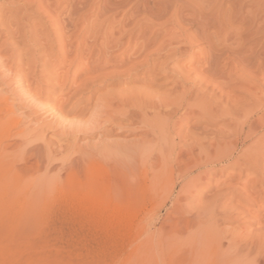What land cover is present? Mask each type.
Segmentation results:
<instances>
[{
  "label": "rangeland",
  "instance_id": "rangeland-1",
  "mask_svg": "<svg viewBox=\"0 0 264 264\" xmlns=\"http://www.w3.org/2000/svg\"><path fill=\"white\" fill-rule=\"evenodd\" d=\"M165 40L189 48L176 63L190 80L201 78L208 86L197 101L199 115L183 120L180 129L183 135L205 125L215 135L211 161L186 177L175 173L170 195L162 172L158 194L140 206L114 209L85 198L74 201L55 189L58 172L52 167L65 165L71 151L58 136L93 127L96 119L92 108L80 111L83 98L56 126L61 89L97 74L83 69L94 59L103 65L92 67L97 72L122 71L135 60L126 62L123 50L129 59L134 49L147 52ZM250 50L252 62L244 58ZM158 72H147L151 83L163 82ZM262 76L264 0H0V97L13 108L0 138L8 148L23 142L52 152L48 168L43 164L35 172L48 191L38 198L13 196V202H23L22 210L0 208V264H264V150L252 155L264 144ZM103 84L93 83L96 95L121 87ZM156 92L163 95V89ZM234 106L236 125L229 117ZM203 111L209 123L197 122ZM244 112L251 113L254 129L241 123ZM182 113L176 110L173 120ZM182 135L178 146L185 150L192 144ZM158 137V143L171 142ZM205 169L209 173L200 178ZM145 170L141 182L148 185L149 165ZM65 174L64 169L61 178ZM191 183L194 188L186 191ZM212 237L218 249L200 248Z\"/></svg>",
  "mask_w": 264,
  "mask_h": 264
},
{
  "label": "bare ground",
  "instance_id": "bare-ground-1",
  "mask_svg": "<svg viewBox=\"0 0 264 264\" xmlns=\"http://www.w3.org/2000/svg\"><path fill=\"white\" fill-rule=\"evenodd\" d=\"M170 45L171 42L165 40L147 52L145 48H136L129 53V59L125 57L126 51L123 50L121 55L126 62L135 60L129 61L130 65L122 71L97 72L93 68H102L103 65L101 60L99 64V59H94L93 68L85 66L83 69L97 74L85 77L77 85L72 81L68 87L61 89V103L56 110L59 113L55 120L56 126L64 124L63 116L71 113L73 106L83 98L86 99V104L80 111L92 108L96 119L93 127L77 131L64 130L58 136L59 140L66 138V148L71 151L65 165L58 163L52 167L58 172V176L52 181L55 189L66 191L74 201L85 198L90 203L94 201L114 209L140 206L155 198L161 189L164 175L167 184H170L167 189L170 195L177 181L173 177L175 173L177 178H183L190 175L194 167L205 168L204 162L208 159L207 162L211 161L212 150L217 144L215 135L210 136L205 125L198 128V132L187 129L183 135V130L180 129L183 120H187L190 115H199V111L195 109L198 107L197 101L200 96L209 92L208 86L203 85L205 83L201 78L196 79L198 81L190 80L186 70L177 65L175 57L178 53H188L189 48ZM254 53V50H250L249 55L244 56L245 60L252 62ZM156 70L159 71L156 75L162 74L161 77L164 78L161 84L151 83L146 75L147 72ZM252 71L256 75V67ZM139 72L141 73L138 74ZM98 81H104V86L117 82L121 87L107 88L103 95H96L93 83ZM137 82H147L149 86L131 84ZM127 84L131 85L127 87ZM258 85V90L263 95L260 101L263 102V76L258 79ZM195 87L199 90L194 93ZM157 89H163V95H158ZM173 91L176 94L171 96ZM196 94V99L190 97ZM231 108L234 111L229 113V117L234 124H238L236 110H239V107ZM178 109L183 110V113L179 120L174 121V113ZM12 111L13 108L6 98L0 97V130L5 127V118ZM204 114L205 111L197 122L209 123ZM223 118L227 119L226 116ZM240 121L242 124L249 123L250 128L254 129L251 113L244 112ZM157 132L170 137L171 142L158 143L160 139ZM133 134L134 136L130 137ZM20 135H23V131ZM181 135L185 142L191 140L189 144L192 146L188 149L184 150L178 146ZM219 135H222V131H219ZM262 150L264 144L252 155L256 156ZM48 153L52 154L51 151ZM48 153L34 147L28 148L23 142L8 148L0 138V208L4 211L22 210L23 202H13V196L23 193L38 198L48 191L50 185H45L41 178L35 175L43 164L48 168ZM229 155L228 153L227 158ZM185 159L191 160L184 164ZM148 165L152 176L146 185L144 181L141 182L145 178L141 180V177L146 175L145 169ZM52 168L49 166V169ZM64 169L65 178H61L60 172ZM162 172H165L164 175ZM208 173L209 169L203 170L200 178L202 174ZM192 188L194 186L191 183L186 191H191ZM215 241L216 238L213 237L208 241L204 239L200 242V248L211 245L215 251L220 247ZM194 248L195 246L191 245L187 251L188 256L193 254Z\"/></svg>",
  "mask_w": 264,
  "mask_h": 264
}]
</instances>
